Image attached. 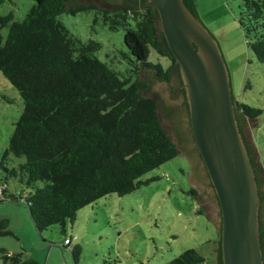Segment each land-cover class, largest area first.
Wrapping results in <instances>:
<instances>
[{"label":"trees","instance_id":"1","mask_svg":"<svg viewBox=\"0 0 264 264\" xmlns=\"http://www.w3.org/2000/svg\"><path fill=\"white\" fill-rule=\"evenodd\" d=\"M191 4L196 15L194 0ZM89 10L93 21L100 19L109 29H122L126 52L121 55L128 57V71L100 60L94 54L100 45L97 40L81 41L57 18L60 12ZM150 16V6L102 7L65 0H34L20 19H14L12 11L0 14V28L6 27L4 37L0 32V73L22 100L0 155V198L23 200L39 233L58 224L62 237L70 241L64 224L73 220L79 208L107 193L123 195L154 179L141 176L177 154L158 124L155 101L140 91L147 83L138 77L139 64L153 66L156 76L170 78L172 56L160 49ZM237 21L246 46L256 60L264 61V0H239ZM151 50L154 59L149 57ZM232 98L242 132L264 175L260 146L249 125L261 108L233 94ZM10 155L23 160L7 166ZM10 177L23 185L16 193L7 189ZM185 191L192 196L197 193L191 185ZM9 233L7 219L0 218V235ZM215 243L217 255V230ZM69 250L76 260L78 245ZM0 259L3 264H42L24 250L4 251ZM203 260V254L186 247L166 264ZM103 262L117 264L114 258Z\"/></svg>","mask_w":264,"mask_h":264},{"label":"rangeland","instance_id":"2","mask_svg":"<svg viewBox=\"0 0 264 264\" xmlns=\"http://www.w3.org/2000/svg\"><path fill=\"white\" fill-rule=\"evenodd\" d=\"M33 1L4 0L0 14L12 11L13 18L20 19ZM238 1L194 0V6L197 18L218 45L228 70L231 93L237 100L261 108L258 118L249 121V125L255 130L264 161V61L256 60L246 46L237 21ZM57 18L81 41L97 40L100 45L94 54L100 60L123 73L128 71V57L121 55L126 52L121 28L109 29L100 19L93 21L90 10L60 12ZM0 32L4 37L6 27H1ZM153 53H149L152 59L156 56ZM159 59L166 63L163 57ZM21 106L17 90L0 73V155ZM22 160L23 157L10 155L6 165ZM189 172L187 159L177 153L141 176L154 179L123 195L107 193L79 208L73 220L64 224V231L71 235V246L79 247L76 260L69 248L58 245L62 237L58 224L39 233L23 200L0 198V218L7 219L11 230L0 235V255L4 251L24 250L42 264H105L103 259L113 258L117 264H166L183 248L192 247L204 255V260L196 264H213L216 228L205 210L196 211L199 203L185 191L191 185L186 180ZM6 185L14 193L23 187L14 177L8 178Z\"/></svg>","mask_w":264,"mask_h":264},{"label":"water","instance_id":"3","mask_svg":"<svg viewBox=\"0 0 264 264\" xmlns=\"http://www.w3.org/2000/svg\"><path fill=\"white\" fill-rule=\"evenodd\" d=\"M102 7H151L158 45L172 56L170 78L138 65L140 88L158 124L187 159L193 198L218 233L216 264H264V175L242 132L218 45L191 0H65Z\"/></svg>","mask_w":264,"mask_h":264},{"label":"crops","instance_id":"4","mask_svg":"<svg viewBox=\"0 0 264 264\" xmlns=\"http://www.w3.org/2000/svg\"><path fill=\"white\" fill-rule=\"evenodd\" d=\"M215 227V226H214ZM66 233V232H65ZM62 238L63 237H61V239H60V243H58V245L59 246H62V247H67V248H71L72 246H71V240L68 242V243H66V244H63L62 245V242H61V240H62ZM213 240V239H212ZM214 244V243H213ZM215 248H216V245L214 244V246H213V252H214V258H213V264H215V262H216V253H215Z\"/></svg>","mask_w":264,"mask_h":264},{"label":"built area","instance_id":"5","mask_svg":"<svg viewBox=\"0 0 264 264\" xmlns=\"http://www.w3.org/2000/svg\"><path fill=\"white\" fill-rule=\"evenodd\" d=\"M61 242H62V243H68V242H69V240H68V236H67V237H64V238L62 239Z\"/></svg>","mask_w":264,"mask_h":264},{"label":"clouds","instance_id":"6","mask_svg":"<svg viewBox=\"0 0 264 264\" xmlns=\"http://www.w3.org/2000/svg\"><path fill=\"white\" fill-rule=\"evenodd\" d=\"M63 239V238H62ZM62 241V240H61Z\"/></svg>","mask_w":264,"mask_h":264}]
</instances>
